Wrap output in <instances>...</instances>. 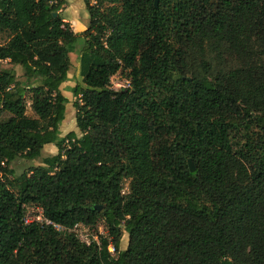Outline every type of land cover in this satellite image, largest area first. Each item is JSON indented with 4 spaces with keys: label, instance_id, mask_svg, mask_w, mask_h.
I'll return each instance as SVG.
<instances>
[{
    "label": "trees",
    "instance_id": "16d2710c",
    "mask_svg": "<svg viewBox=\"0 0 264 264\" xmlns=\"http://www.w3.org/2000/svg\"><path fill=\"white\" fill-rule=\"evenodd\" d=\"M155 2L85 0L77 33L65 0H0V264H264V0ZM100 218V245L69 231Z\"/></svg>",
    "mask_w": 264,
    "mask_h": 264
},
{
    "label": "rangeland",
    "instance_id": "374dc122",
    "mask_svg": "<svg viewBox=\"0 0 264 264\" xmlns=\"http://www.w3.org/2000/svg\"><path fill=\"white\" fill-rule=\"evenodd\" d=\"M66 4L64 8L62 9L61 13L64 19L71 23L73 29L77 33H81L85 31L89 27L90 23V16L89 12L86 8L85 0H65ZM6 41V34H0V43H4ZM83 40L82 38H79L77 44H82ZM71 60H72V67L70 70V81L66 82L62 85V90L64 94L69 97L70 102L67 104V114L66 119L61 124V138H64L72 129H77V123H76V117H77V107L75 106V97L73 93L70 91V88L77 85V84H83V78L80 74V57L78 53H72L71 54ZM5 67H14L17 70L19 80L24 81L25 75L24 70L21 66H12L11 64L7 63L6 61L3 62ZM112 87L115 90L125 89L131 87V83L129 80V77L126 73L119 72L116 75L112 77ZM27 97V105L28 110L27 114L29 116H34L33 111L31 109V101H30V94H26ZM55 144H47L42 152V157L36 160H27L25 158H19L15 162L11 164V167L15 171L16 175H21L24 172H29L30 169L34 166H39L42 164V161L45 157L55 155L58 153V147L52 146ZM12 179V176H8ZM129 191V182L125 183L124 192ZM42 209L37 206H29L27 208V215H30L29 217L37 219L38 215L40 214V211ZM106 226V222L103 218H100L98 220L97 225L95 226L96 229L90 230L89 234L90 236L101 235L99 227ZM129 243V235L127 233H124V236L122 238V249H126Z\"/></svg>",
    "mask_w": 264,
    "mask_h": 264
},
{
    "label": "built area",
    "instance_id": "2783aa9c",
    "mask_svg": "<svg viewBox=\"0 0 264 264\" xmlns=\"http://www.w3.org/2000/svg\"><path fill=\"white\" fill-rule=\"evenodd\" d=\"M30 215H27L26 217V222L27 223H31L33 221H45L46 223L48 224H52L50 220L44 218L43 216V211L41 210L40 211V214L38 215L37 219L35 218H30L29 217ZM97 225V224H96ZM58 229H62V228H59L57 225H55ZM96 227L95 226H90V225H86L84 223H76L73 228L69 229L70 232H73L77 235V237L85 244L87 245H90L93 241H97V243L100 245V240H99V237L100 236H104L106 238H109L110 239V235H109V230H108V227L107 226H101L99 227V230H100V233L101 235H96L94 234L93 236H90L89 234V231L90 230H94L95 231ZM109 251L111 252V254L113 256L116 255V252H115V248H114V245L111 243L109 245Z\"/></svg>",
    "mask_w": 264,
    "mask_h": 264
},
{
    "label": "water",
    "instance_id": "95a60500",
    "mask_svg": "<svg viewBox=\"0 0 264 264\" xmlns=\"http://www.w3.org/2000/svg\"><path fill=\"white\" fill-rule=\"evenodd\" d=\"M155 4H156V6H158V4H159V0H156ZM57 15H58V13H54V16H55V17H56ZM188 163H189V166H190V170H191L192 172H194L195 169H196V167H195V163H194L193 159H189V160H188ZM96 208H98V209L101 211V210L103 209V206H102V205H97Z\"/></svg>",
    "mask_w": 264,
    "mask_h": 264
},
{
    "label": "crops",
    "instance_id": "0c3cea01",
    "mask_svg": "<svg viewBox=\"0 0 264 264\" xmlns=\"http://www.w3.org/2000/svg\"><path fill=\"white\" fill-rule=\"evenodd\" d=\"M72 131H77V129H72ZM71 132V131H70ZM52 146H55V145H52Z\"/></svg>",
    "mask_w": 264,
    "mask_h": 264
}]
</instances>
